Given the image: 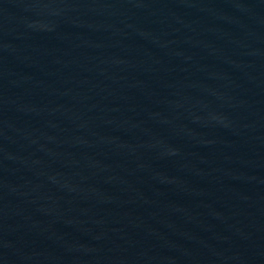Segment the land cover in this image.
<instances>
[{"label":"water","instance_id":"obj_1","mask_svg":"<svg viewBox=\"0 0 264 264\" xmlns=\"http://www.w3.org/2000/svg\"><path fill=\"white\" fill-rule=\"evenodd\" d=\"M0 264H264V0H0Z\"/></svg>","mask_w":264,"mask_h":264}]
</instances>
